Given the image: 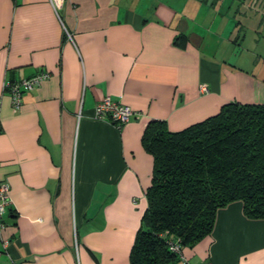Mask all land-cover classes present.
<instances>
[{"label":"crops","instance_id":"1","mask_svg":"<svg viewBox=\"0 0 264 264\" xmlns=\"http://www.w3.org/2000/svg\"><path fill=\"white\" fill-rule=\"evenodd\" d=\"M59 14L72 40L47 0H0L11 200L0 264H129L151 183L149 123L178 132L229 103L264 105V0H65ZM40 72L48 79L14 111L4 82ZM105 97L131 108L127 123L95 116ZM181 252L188 264H264V219L234 202Z\"/></svg>","mask_w":264,"mask_h":264},{"label":"trees","instance_id":"2","mask_svg":"<svg viewBox=\"0 0 264 264\" xmlns=\"http://www.w3.org/2000/svg\"><path fill=\"white\" fill-rule=\"evenodd\" d=\"M142 143L153 168L129 264H178L169 245L210 235L234 202L247 219H264V105L229 103L178 132L152 121Z\"/></svg>","mask_w":264,"mask_h":264},{"label":"built area","instance_id":"3","mask_svg":"<svg viewBox=\"0 0 264 264\" xmlns=\"http://www.w3.org/2000/svg\"><path fill=\"white\" fill-rule=\"evenodd\" d=\"M51 6L54 14L60 21L64 33L67 39L72 40V35L64 27L61 17L60 10L62 9L65 0H47ZM49 77L48 73L40 72L36 75L27 78L21 79L18 81L6 80L4 82L3 91L8 93L11 98V103L14 111L18 110L21 103V95L23 91H32L34 88L38 87L43 81L47 80ZM203 91H206L205 87L201 88ZM94 114L99 119H106L109 122L115 124L117 127H120L127 123L129 119L134 114L130 107L123 105L117 101L112 100L110 97H105L102 101L96 104L94 108ZM9 186L6 183L0 182V235L5 230L4 223V214L6 210L11 207V200L9 196ZM2 241V248L5 250L8 246V242L5 240ZM169 250L175 253L179 261L183 264H188L185 258L182 255L181 248L178 244H170ZM205 264H213L212 262H207Z\"/></svg>","mask_w":264,"mask_h":264},{"label":"rangeland","instance_id":"4","mask_svg":"<svg viewBox=\"0 0 264 264\" xmlns=\"http://www.w3.org/2000/svg\"><path fill=\"white\" fill-rule=\"evenodd\" d=\"M261 48L263 49L264 47L260 46V49H259L258 51H260V50H261Z\"/></svg>","mask_w":264,"mask_h":264}]
</instances>
